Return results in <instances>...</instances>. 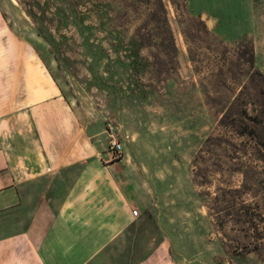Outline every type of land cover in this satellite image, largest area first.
Segmentation results:
<instances>
[{"label":"rangeland","instance_id":"rangeland-1","mask_svg":"<svg viewBox=\"0 0 264 264\" xmlns=\"http://www.w3.org/2000/svg\"><path fill=\"white\" fill-rule=\"evenodd\" d=\"M162 3L169 34L156 28L133 61L99 21L144 37L156 5L0 0V59L48 75L70 109V150L118 173L133 220L117 264H264V163L222 117L234 97L264 112V0Z\"/></svg>","mask_w":264,"mask_h":264},{"label":"crops","instance_id":"crops-1","mask_svg":"<svg viewBox=\"0 0 264 264\" xmlns=\"http://www.w3.org/2000/svg\"><path fill=\"white\" fill-rule=\"evenodd\" d=\"M7 65L12 87L0 70V100L13 103H0V264H117L133 220L118 173L70 150V109L48 75L0 59Z\"/></svg>","mask_w":264,"mask_h":264},{"label":"trees","instance_id":"trees-1","mask_svg":"<svg viewBox=\"0 0 264 264\" xmlns=\"http://www.w3.org/2000/svg\"><path fill=\"white\" fill-rule=\"evenodd\" d=\"M137 4H149V5H156V7L161 12V17H153L150 16L145 20L146 26L150 24L151 26H155L153 28L155 29H149L147 31L146 36H141L138 34H133L128 40H125L124 37L117 31L116 29H112L109 24L112 23V17L108 15L106 12V17L104 14V19L99 21V25H101V29H103L107 34L114 33L115 36V45L118 47H121L123 49L127 48H134V59L135 61L139 55H138V47H140V44L144 42V44H148L150 40H153V38H156L152 42L155 44L157 43V39L159 36V31H154L156 28L164 30L165 33L168 32L169 34V27L167 23V18L165 15L164 6L162 3V0H135ZM184 4V3H183ZM128 6V5H127ZM120 8V5H119ZM124 8V7H123ZM127 8V7H125ZM102 10V9H101ZM29 16H35V13H33L31 10L27 11ZM123 12H125L123 10ZM98 17H102L100 14H98ZM148 22V23H147ZM160 23V24H159ZM150 26V27H151ZM105 27V29L103 28ZM108 27V28H107ZM207 32V31H206ZM137 36V37H136ZM139 39V40H138ZM138 40V41H137ZM131 55V54H129ZM133 57V56H132ZM128 58V57H127ZM248 98V97H247ZM237 97H234L231 99V101L228 103L227 106L224 107V111L222 114L223 118L228 117L230 119V123L237 124V128H240L239 130H236L237 135L241 136H248L252 139H254V147L253 152L257 156V158L264 163V112L261 109H252V113L248 114L245 105L243 107H239L236 102ZM243 102V100H242ZM252 102V101H251ZM246 104V103H243ZM261 105L264 106V102H261ZM234 108V110H233ZM248 128H247V127ZM246 210V208H245ZM263 245V244H262ZM257 246V245H256ZM256 248V247H255Z\"/></svg>","mask_w":264,"mask_h":264},{"label":"built area","instance_id":"built-area-1","mask_svg":"<svg viewBox=\"0 0 264 264\" xmlns=\"http://www.w3.org/2000/svg\"><path fill=\"white\" fill-rule=\"evenodd\" d=\"M109 149H110V153H111L112 157L118 158L121 156L123 146H122V143L120 141L116 140L115 138H112L110 140Z\"/></svg>","mask_w":264,"mask_h":264}]
</instances>
